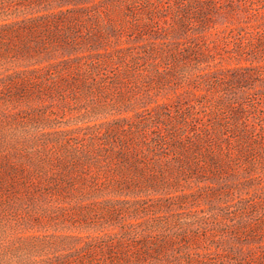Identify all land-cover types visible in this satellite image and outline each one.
<instances>
[{
	"label": "rangeland",
	"instance_id": "1",
	"mask_svg": "<svg viewBox=\"0 0 264 264\" xmlns=\"http://www.w3.org/2000/svg\"><path fill=\"white\" fill-rule=\"evenodd\" d=\"M193 2L0 0V264H264V0Z\"/></svg>",
	"mask_w": 264,
	"mask_h": 264
},
{
	"label": "trees",
	"instance_id": "2",
	"mask_svg": "<svg viewBox=\"0 0 264 264\" xmlns=\"http://www.w3.org/2000/svg\"><path fill=\"white\" fill-rule=\"evenodd\" d=\"M67 1H69V0H67ZM192 2H193V0H192ZM192 2L190 0V5L191 6H193L196 3V2H193V3ZM50 16L51 15H49V14H43L42 16H39L40 22H39L38 18H31L29 20V24L26 25L24 29H21V28H18L20 30L16 29V32L18 33V37H19L18 39L20 40V42H21V44H22L24 49H29V47H30L29 38H31V37L34 38L36 35H40V34L43 33L44 30L42 29V24L46 25V26L49 24V26L46 28V31L43 33L44 35H46L47 38H49L50 40H53L56 43H59L61 45H65V46H71L72 45V34L75 32V29L78 27V25L69 24L70 25L69 28H66V26L64 28H62V25L63 24L66 25L68 22L63 23L61 18L59 20V19L51 18ZM76 23H77V21H76ZM67 27H68V25H67ZM40 37H42V39H44L43 35H41ZM36 41H39V42H35L36 45H40L41 44V46H42V43H43L42 40L38 39ZM67 50L72 52V50H69V49H67ZM22 51H23V49H22ZM71 52H67L68 54H71V55H69L70 57H68V58L63 60L64 62L67 63V65L71 61H72V65H75L76 60H77L76 57L72 56L73 54ZM92 56H93V54H92ZM41 59L49 61V56H42ZM40 62H43V61H40ZM50 64L51 63L43 64L44 65L43 67L49 66ZM60 71H59V73L62 74L63 71H61L62 73ZM91 76H94V74H92ZM161 119L162 120L164 119L163 116L161 117ZM180 120H182V122H184L183 118H181ZM159 121L160 120H158V122ZM174 121H176V118L174 119ZM160 122H163V121H160ZM174 126H176V125H174ZM170 127L171 126L167 127V125H166L167 131L169 133L172 132L171 131L172 128H170ZM187 127H188L187 124H185V122H184L179 127V131H175V130L174 131L179 136L180 134L183 133L184 128H187ZM174 134L171 133V136L172 137L175 136ZM178 136L173 138L171 146L174 145L173 147H177V146L181 145V143H180L181 139H179ZM159 139H161L160 136H158V138H155V140L157 142L159 141ZM139 144L140 143L138 142V146L137 147H139ZM186 153L190 154L192 152H186ZM126 155L127 154H121V157L125 158ZM207 158L213 164L216 161V158L214 160L212 155L208 154ZM187 160H189V159H187ZM181 162H183V160H181ZM136 232H137V229H135L133 231H130L129 233L132 235V234H135ZM114 235H115L114 232H106V233L96 234V235H94L92 237H89V239H88L89 241L86 242L87 246H88V248L91 249L93 245L95 246L96 244H98L100 242L107 243V246L110 243L115 242V241H117V242L119 241L120 242V240H114V238H112ZM167 244H168L167 242H163V241L152 243V242H149V241H147L146 239L143 238V240H140L139 242L138 241H134V242H131L129 244V247L138 249L140 251V252H137V253H133V251H131L130 248H128L127 249L128 251H127L124 246L119 245V248H117V250H119L118 251V255L116 257H114V262L112 264H145L147 262L146 260L150 259V258H156L157 259L155 264H175L176 263V262H174L175 260H171L169 257H167V254H165L166 255L165 257H161V258L149 255L150 252H152V251H161L163 248H165L167 246ZM141 250H144L145 254H143L141 252ZM182 264H185V262H183Z\"/></svg>",
	"mask_w": 264,
	"mask_h": 264
}]
</instances>
